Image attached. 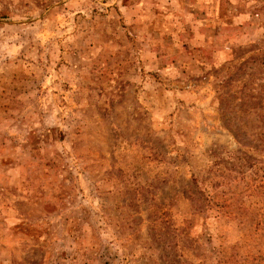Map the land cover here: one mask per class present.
Wrapping results in <instances>:
<instances>
[{
    "label": "rangeland",
    "instance_id": "1",
    "mask_svg": "<svg viewBox=\"0 0 264 264\" xmlns=\"http://www.w3.org/2000/svg\"><path fill=\"white\" fill-rule=\"evenodd\" d=\"M0 264H264V0H0Z\"/></svg>",
    "mask_w": 264,
    "mask_h": 264
}]
</instances>
